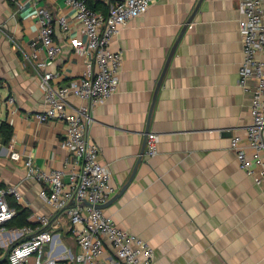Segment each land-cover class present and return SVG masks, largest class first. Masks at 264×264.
<instances>
[{
  "label": "crops",
  "instance_id": "1",
  "mask_svg": "<svg viewBox=\"0 0 264 264\" xmlns=\"http://www.w3.org/2000/svg\"><path fill=\"white\" fill-rule=\"evenodd\" d=\"M90 1L99 3L98 13L108 8V0ZM41 4L66 9L64 0ZM239 4L152 0L149 11L112 40V49L123 56L119 86L93 109L89 138L112 174L111 200H116L103 209L105 214L152 246L154 264H264V183L258 185L240 168L231 149L233 136H244L242 129L252 121L254 92L253 82L247 88L240 84ZM15 6L0 0V101L16 97L19 113L10 116L2 105L0 119L13 127L10 143L21 160H12L10 144L0 143V182L19 186V205L35 223L39 215H50L58 232L72 241L68 218L41 199V185L28 179L25 168L28 159L46 171L70 170L77 163L59 147L64 124L32 118L45 105L40 76L23 59L32 51L36 28ZM55 39L64 52L49 70L61 73L58 83L65 86L82 76L86 60L60 29ZM71 105L79 108L84 102L71 98ZM152 133L159 136L158 154L148 157Z\"/></svg>",
  "mask_w": 264,
  "mask_h": 264
},
{
  "label": "built area",
  "instance_id": "2",
  "mask_svg": "<svg viewBox=\"0 0 264 264\" xmlns=\"http://www.w3.org/2000/svg\"><path fill=\"white\" fill-rule=\"evenodd\" d=\"M35 24L31 39L32 51L24 53V61L40 76L44 92V109L32 116L38 123L64 124L65 137L60 149L72 155L77 165L70 170L50 171L38 168L32 159L25 161L28 179L41 185V199L54 211L63 213L69 221V233L74 239V252L63 242L60 226L50 215H39L36 227H12L17 210L9 199L22 203L18 185L0 187V264H154L155 251L145 240L120 229L98 206L110 202L115 189L112 174L103 163L100 147L89 138L93 109L110 100L117 92L123 63L122 53L112 49V40L131 20L145 15L152 0H108L106 14L89 7L88 0H64L65 10L54 11L42 0H10ZM239 21L244 58L240 67V84H254L250 107L251 123L235 134L231 149L238 164L256 183H264V0H240ZM60 29L70 46L85 58L81 77L68 85L58 83L61 73L49 67L62 55L63 47L56 41ZM75 32V35L73 34ZM77 33V34H76ZM21 50V49H19ZM71 98L84 105L75 108ZM5 105L10 116L17 115V99L9 96ZM159 136L147 137L145 155L158 154ZM10 158L20 161L21 155L10 143ZM8 147V146H7ZM258 169V170H257ZM73 202V204H71ZM86 203V204H85Z\"/></svg>",
  "mask_w": 264,
  "mask_h": 264
},
{
  "label": "trees",
  "instance_id": "3",
  "mask_svg": "<svg viewBox=\"0 0 264 264\" xmlns=\"http://www.w3.org/2000/svg\"><path fill=\"white\" fill-rule=\"evenodd\" d=\"M89 7L98 12L99 3L93 4L90 0H88ZM108 8L105 6L103 14H106ZM1 114V108H0ZM13 138V127L6 121L0 119V143L4 146H8ZM0 187L4 188L6 185L3 182H0ZM10 206L17 210V216L15 217L14 221L12 222V227L15 228H22L25 226H34L36 227L39 223H35L34 219L31 218V212L27 209L22 208L16 201L12 198L9 199Z\"/></svg>",
  "mask_w": 264,
  "mask_h": 264
},
{
  "label": "water",
  "instance_id": "4",
  "mask_svg": "<svg viewBox=\"0 0 264 264\" xmlns=\"http://www.w3.org/2000/svg\"><path fill=\"white\" fill-rule=\"evenodd\" d=\"M179 39L177 40V42L175 43V45L173 46V49H172V52H171V55H170V57H169V60H168V62H167V65H166V68H165V70H164V73H163V75H162V78L160 79V81H159V84H158V88H157V90L160 88V86H161V83H162V80H163V77H164V75H165V72H166V69L168 68V65H169V62H170V59H171V57H172V55L174 54V52H175V50H176V48H177V46H178V43H179ZM154 102H155V100H154ZM152 110H153V108H152ZM152 110H151V113H152ZM143 154H144V152H143ZM141 161H142V159H140L139 160V163H141ZM135 173H136V170H135V172H134V174H133V176H132V178L134 177V175H135ZM132 180V179H131ZM130 180V181H131ZM129 186V184L119 193V195L116 197V198H119V196L121 197L123 194H124V192L126 191V189H127V187ZM116 199L114 198L113 200H111L108 204H106V205H103V206H98V208H101V209H104V208H106L109 204H111L113 201H115ZM71 204H73V202L71 203ZM86 204V203H85Z\"/></svg>",
  "mask_w": 264,
  "mask_h": 264
},
{
  "label": "rangeland",
  "instance_id": "5",
  "mask_svg": "<svg viewBox=\"0 0 264 264\" xmlns=\"http://www.w3.org/2000/svg\"><path fill=\"white\" fill-rule=\"evenodd\" d=\"M63 242L66 244L67 247L71 248L74 252L77 251V246L73 238H72V241H69L68 239L64 237Z\"/></svg>",
  "mask_w": 264,
  "mask_h": 264
}]
</instances>
